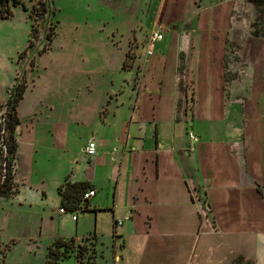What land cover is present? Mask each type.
<instances>
[{
    "label": "rangeland",
    "instance_id": "rangeland-1",
    "mask_svg": "<svg viewBox=\"0 0 264 264\" xmlns=\"http://www.w3.org/2000/svg\"><path fill=\"white\" fill-rule=\"evenodd\" d=\"M20 1L9 4L8 19L0 18V113L4 112L19 78L27 85L18 106L20 129L26 133L27 127L33 126L36 131L31 139L26 134L18 137L19 193L12 198H0V264H46L57 237H74L62 238L70 248L58 264L115 263L123 243L121 238H113V225L122 221L112 224L111 212L103 211L97 235L95 215L83 212V201L78 205L79 210L60 213L55 182L59 174L73 172L78 164L68 162V157L56 150L55 125L74 114L75 123H80L74 141V162L81 163L85 156L82 150L93 131L89 125L97 122L104 107L101 119L107 115L106 110L112 112L110 105L113 112L122 105L121 118L113 120L115 128L119 124L120 129L129 119L128 108L141 106L138 101L141 91L150 87L162 95L168 89L166 82L167 79L171 82L176 64L173 51L189 42L190 33L195 44L185 48L184 53L178 51L173 81L175 121L179 124L174 126L172 122L174 112L168 95L155 109L160 143L167 141L163 140L164 131L174 133L179 140L186 133L189 141L193 140L190 133H194L196 140L191 141L196 147L194 155L211 156L220 162L218 170L229 171L233 169L229 145H210L211 136L226 138L231 142V154L238 156L247 148L250 123L256 150L263 146L264 7L255 4L257 0H50L53 14L43 18L31 15L41 0ZM155 23L161 28L163 38L156 43L155 55L147 56ZM47 33L52 37L50 45ZM197 52L202 53L201 66L194 68L190 63ZM215 87L217 99L213 95ZM125 92L129 95L127 101ZM252 102L257 104L255 119ZM142 103V110L149 115L151 101L142 98ZM214 108L216 123L211 120ZM20 129H16V134ZM51 133L55 134L51 136ZM133 133L132 127L130 136ZM146 142V148H155L154 124L147 130ZM192 146L188 145L187 154ZM107 151L108 148L105 153L102 151L103 159L97 165L102 183L96 186L95 199L96 204L104 207L112 206L114 199L109 176L115 161L113 154L107 156ZM152 157V151L147 149L138 173L142 175L146 170L149 176L140 181L142 187L139 181L131 183V176L128 177L122 201L118 193L116 203L125 211L127 205L134 204L135 208L143 209V214L148 212L153 217L155 241L159 248H165L169 241H175V238L163 240L168 234L165 232L189 234L196 215L187 204L188 192L181 178L185 174L184 165L160 154L158 170L166 178L151 180L157 172ZM93 171V166L88 169L89 173ZM199 172L198 166L190 167L189 178L197 176L200 180ZM66 182L67 179L63 184ZM189 187L193 201L201 206L208 229H216L205 185L197 182L189 183ZM37 190L45 191L47 198L42 200L36 194L30 202L28 195ZM148 197L152 203L146 202ZM124 213L122 220L127 221ZM73 214L79 216L78 223L73 220ZM217 217L222 218L219 213ZM147 227L143 217L138 216L134 232L145 234ZM133 241H137L136 235Z\"/></svg>",
    "mask_w": 264,
    "mask_h": 264
},
{
    "label": "crops",
    "instance_id": "crops-1",
    "mask_svg": "<svg viewBox=\"0 0 264 264\" xmlns=\"http://www.w3.org/2000/svg\"><path fill=\"white\" fill-rule=\"evenodd\" d=\"M176 34L177 33H175V36ZM185 34L188 33L186 32ZM191 34L192 33L188 34L190 38L187 44L180 45L175 49V52L173 51L176 64L173 68V76L170 79L171 82L169 83L168 79L166 82V85H169V87L162 95L158 94L154 88L147 86L149 89L143 90L139 94L138 101L141 103V106L134 110L128 108L129 119L126 118L128 120H125L122 123L120 129L118 128L119 124L117 128H115L113 120L114 118H121L120 111L122 108L119 110V107H122V105L116 109V112H113L112 109L114 107L110 105L109 110L112 112L110 113L106 110L107 115H104L103 119H101L100 114L105 108L104 107L100 111L97 122L89 125L93 131L92 135L87 140V145L89 144V140H95L97 144L96 156L92 158L87 157L85 153L86 145L82 150L85 154L82 158V162H74L76 159L74 158V141L80 123H75L73 113L72 117L66 116L55 125L57 129L55 133H57L58 138V146L56 150H60L65 157H68V162L78 164V166L76 165L78 168L74 167L73 172L66 174V171L61 175L59 174L55 182V192L57 191L56 194L59 198L58 200H60V208L61 195L58 192V188L66 179L70 182L87 181L90 183L91 188L89 190H95L96 193L88 200L90 204L87 210H81H83V212H88V214L93 213L95 215L94 233L99 235L97 224L102 216V212L105 210L111 212L112 224L113 222L122 221L119 225H113V238H121L123 243L122 250L117 255V260L114 264H246L247 261H250L253 264H264V144L261 148L259 147L258 150H256L257 145L255 144V133L253 130L250 131V125L252 124H248L247 148H243L238 156L231 154V142L226 141V138H215V136L210 137L208 141L210 145H220L223 143L229 145L228 151L231 156L229 161L232 163L233 169L229 171L225 168L227 172L223 169H217L220 164L217 159L204 155V153L195 156L194 152L196 151V147L191 142L193 140L189 141L187 139L186 133L184 134L183 140H179L174 133L169 132L167 134V132L164 131L162 133L165 136L163 140L167 141H163L162 143L159 141V126L155 118V109L157 106H161L167 95L171 98V105L174 112L172 122L174 123V126L179 124L175 121L176 111L173 81L177 69V53L179 50L184 53L185 48H192V43L194 42L192 41L193 37ZM177 40L175 38V41ZM156 43L152 54L148 53L147 48V56L155 55ZM200 48L201 47H199V49ZM197 53V57L193 58L190 63L194 68L196 65L201 66L202 53ZM206 56H208L207 50ZM213 62L214 59L211 60L208 65ZM164 63L167 66L166 59L164 60ZM212 66L213 64L210 65L209 68ZM157 77H159V74ZM142 84H144V80ZM216 89L217 87L213 90L215 99L218 97ZM124 94L125 101H127L129 98L128 92H125ZM142 98L143 100L149 99V101H151L152 110L149 115L142 110ZM155 100L157 102H155ZM215 103L217 105L216 100ZM251 104L253 108V117L255 119L254 114L256 112L255 109L257 104L254 105L253 102ZM215 111L216 108L212 111V123H216L215 115H217V113H215ZM111 116L113 117L111 118ZM109 118H111V120H109ZM153 124L155 125L156 145L155 148H146L147 130L150 125L153 127ZM132 127L134 128V133L133 136H130ZM17 128H22V124L20 123ZM31 128L33 130L27 127L28 130L26 133L20 129L18 137H22L26 134L25 136L30 137V139L33 138L36 128L33 126H31ZM55 133H51V136ZM198 137L199 139H202L200 136ZM32 142L33 140L30 141V143ZM190 143L193 146L187 154L188 145ZM109 147H112V149H109ZM106 148H108L106 153L107 156L113 154L114 157L112 160L115 161L113 168L111 169V175L109 176L110 181L113 184L114 199L112 206L104 207L96 204L95 199L98 197L96 186L102 183L101 169L97 165L99 161L103 159L102 151L105 153ZM147 149L152 151V161L155 162L157 166V172L155 175L151 176V180L166 178V175L161 176L158 170L160 154L166 155L169 160H172V162H180L184 165L185 174L182 175L181 172L179 173L185 184V189H187L188 192V207L191 208L196 215L194 223H192L190 227L189 234L183 235L180 231H177V233L173 232V234H170L171 231L165 232L168 234L163 236V240L168 242L170 238H175V241L172 243L169 241L165 248H159L155 241L157 237H155L153 233V217L150 216L148 212L143 214V209L141 207L135 208L133 206L134 204L127 205L125 211L123 206L117 205L116 203L118 200H116L118 193L119 198L122 201L123 190L126 186L128 177L131 176V183H133L134 180H136V182L139 181L140 187H142L140 181L144 178L148 179L149 176L146 173V170L143 171L142 175L138 174L139 167L142 166L144 155L147 154ZM245 151H247L246 156ZM177 153H180L178 158ZM255 153L258 154V157H256ZM77 156L78 152H76V157ZM85 161L87 164L84 163ZM92 166L94 171L93 173H89L88 169ZM193 166L199 167V173L201 175L200 180H197V176L192 179L189 178V168ZM143 169H145V166H143ZM197 182H201L205 185L207 190L209 204L217 225L214 230L208 229L206 219L200 210V204L193 201L189 183L194 184ZM36 192L37 193L32 192L28 195V197H30V202H33L36 196H38L36 194H40L42 200L48 196L45 191L37 190ZM246 194H252V197H246ZM135 197L136 196L133 194V198ZM152 201L153 200H150L149 197L146 199V202L148 203H152ZM122 213L125 214V217L128 219L127 221L122 220ZM218 213L222 218L218 219ZM138 216H142L143 223L148 224L149 226L147 227L145 234L134 232ZM79 219L78 216V219L75 222L78 223ZM135 235L137 237L136 242L133 241ZM59 238L65 237H57L56 239ZM127 239H129V241H127ZM239 257H243L245 262H239Z\"/></svg>",
    "mask_w": 264,
    "mask_h": 264
},
{
    "label": "trees",
    "instance_id": "trees-1",
    "mask_svg": "<svg viewBox=\"0 0 264 264\" xmlns=\"http://www.w3.org/2000/svg\"><path fill=\"white\" fill-rule=\"evenodd\" d=\"M11 2L16 5L20 4L21 1L0 0V18L8 19L11 16V10L9 8ZM255 4L264 7V0H257ZM52 14L53 10L50 0H41L40 3L33 8L31 13L32 16H37L38 18H43L45 15ZM256 33L257 31H254V34ZM45 36L50 45L52 42L51 35L47 33ZM26 89V83L18 78L12 89L11 97L6 103L4 112L0 113V198H12L19 193V183L16 178V156L19 148L16 129L21 123L18 106L25 95ZM90 188L91 185L87 181L70 182L67 180L66 183L58 188V192L61 195V208L67 212H74L79 210L78 205L80 201H83V208L87 210L90 203L88 200L83 199V194ZM69 248L68 241L62 238L54 241L53 248L49 249V259L46 264H58V260L64 256V253L67 252ZM238 261L243 263L245 259L239 257ZM246 264L253 263L247 261Z\"/></svg>",
    "mask_w": 264,
    "mask_h": 264
},
{
    "label": "built area",
    "instance_id": "built-area-1",
    "mask_svg": "<svg viewBox=\"0 0 264 264\" xmlns=\"http://www.w3.org/2000/svg\"><path fill=\"white\" fill-rule=\"evenodd\" d=\"M163 38V35L161 33V28L158 27V25L155 23L153 32L151 34L150 37V42H149V54L153 53V49H154V45L156 43V41L161 40ZM190 138L191 139H195L194 133H190ZM85 153L87 155L88 158H92L94 156H96L97 154V144L95 141H90L89 144L87 145L86 149H85ZM95 190H87L84 194H83V199L84 200H89L92 196L95 195ZM61 213H67L63 208L60 209ZM72 218L74 221H76L78 219V216L76 214L72 215Z\"/></svg>",
    "mask_w": 264,
    "mask_h": 264
}]
</instances>
